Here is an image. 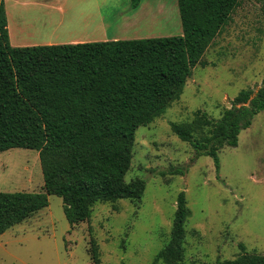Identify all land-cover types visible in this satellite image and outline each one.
I'll list each match as a JSON object with an SVG mask.
<instances>
[{
  "label": "trees",
  "instance_id": "obj_1",
  "mask_svg": "<svg viewBox=\"0 0 264 264\" xmlns=\"http://www.w3.org/2000/svg\"><path fill=\"white\" fill-rule=\"evenodd\" d=\"M177 1L181 35L15 47L0 0V152L37 150L44 176L43 191H0V234L48 207L49 195L63 199L72 226L88 221L96 203L143 197L146 181L125 179L137 129L180 97L241 2ZM140 3L131 0L133 9ZM262 110L264 79L257 92L241 91L220 118L198 110L191 121L171 127L196 158L212 157L219 171L220 150L236 147L241 131ZM177 201L170 240L154 264H185L191 209L184 191ZM89 254L93 264H101L94 238ZM208 264H264V254L244 252Z\"/></svg>",
  "mask_w": 264,
  "mask_h": 264
},
{
  "label": "rangeland",
  "instance_id": "obj_2",
  "mask_svg": "<svg viewBox=\"0 0 264 264\" xmlns=\"http://www.w3.org/2000/svg\"><path fill=\"white\" fill-rule=\"evenodd\" d=\"M109 1L116 9L130 4V0ZM144 1L143 9L152 14L144 18L146 25L121 34V39L183 34L177 0ZM101 5L103 15L112 14ZM117 29L112 23L109 33ZM203 62L194 67L180 97L136 131L125 179L146 181L141 199L96 203L88 221L72 226L63 199L49 195L48 207L0 234V264H93L89 254L93 238L99 244L101 264H154L170 240L182 191L191 209L184 239L185 264L234 259L244 252L264 254V110L241 131L236 147L220 150L219 171L212 157L196 158L194 148L171 127L191 121L198 110L220 118L241 91L260 88L264 0H241ZM179 167L185 174H176ZM43 187L37 150L0 152V191L37 192Z\"/></svg>",
  "mask_w": 264,
  "mask_h": 264
},
{
  "label": "crops",
  "instance_id": "obj_3",
  "mask_svg": "<svg viewBox=\"0 0 264 264\" xmlns=\"http://www.w3.org/2000/svg\"><path fill=\"white\" fill-rule=\"evenodd\" d=\"M4 1L10 43L15 47L119 40L121 34L142 29L144 18L152 15L143 9L144 0L135 9L131 0L129 7L120 9L109 0H13L11 7L10 0ZM102 3L113 11L111 15L102 14ZM112 23L118 29L110 34Z\"/></svg>",
  "mask_w": 264,
  "mask_h": 264
},
{
  "label": "bare ground",
  "instance_id": "obj_4",
  "mask_svg": "<svg viewBox=\"0 0 264 264\" xmlns=\"http://www.w3.org/2000/svg\"><path fill=\"white\" fill-rule=\"evenodd\" d=\"M12 1H13V0H10V1L8 2V4H9V7H11V6H12V5H10V2H11V3H13ZM94 7H95V5H94ZM91 11H92V10H91ZM91 11H90V12H91ZM84 13H85V12H84ZM92 13H93V12H92ZM93 14H94V13H93ZM145 14H146V13H145ZM91 15H92V14H91ZM104 15H105V14H104ZM143 17H144V16H143Z\"/></svg>",
  "mask_w": 264,
  "mask_h": 264
}]
</instances>
